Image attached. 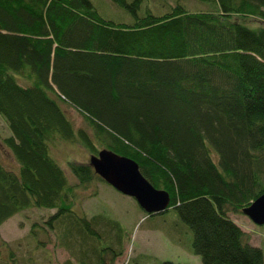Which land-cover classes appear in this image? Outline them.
Listing matches in <instances>:
<instances>
[{
    "label": "trees",
    "instance_id": "16d2710c",
    "mask_svg": "<svg viewBox=\"0 0 264 264\" xmlns=\"http://www.w3.org/2000/svg\"><path fill=\"white\" fill-rule=\"evenodd\" d=\"M193 1L207 7L0 0L2 144L13 159L0 156V227L29 208L55 209L33 224L37 244L54 230L78 264L115 263L121 223L74 209L80 190L105 180L90 162L70 160L67 172L53 154L78 143L90 156L108 148L134 159L168 191L162 213L189 226L203 264H264L230 216L264 194V26L248 25L264 20V0Z\"/></svg>",
    "mask_w": 264,
    "mask_h": 264
},
{
    "label": "rangeland",
    "instance_id": "374dc122",
    "mask_svg": "<svg viewBox=\"0 0 264 264\" xmlns=\"http://www.w3.org/2000/svg\"><path fill=\"white\" fill-rule=\"evenodd\" d=\"M187 1L191 8L207 7ZM249 22L248 25L253 28L264 26V20L258 17H250ZM20 80L23 82L22 78ZM64 108L77 126L86 125L75 109L66 104ZM8 134L6 123L0 116V156L4 162L12 164L13 159L2 144V138ZM53 154L67 172L70 171V160L90 162L91 157L78 143L67 142L54 146ZM76 203L74 209L88 219L103 214L121 223L123 254L114 264H203L201 256L192 251V230L179 219L173 209L150 216L135 198L101 180H96L87 190H80ZM54 212L55 209L29 208L3 224L0 227V264H65L67 261L78 264L66 248L58 245L56 231H42L38 234L44 242L42 246L31 236L33 224L45 226ZM230 216L249 233L250 242L264 251V224L257 225L244 213H230ZM106 233L112 236L114 228H107Z\"/></svg>",
    "mask_w": 264,
    "mask_h": 264
},
{
    "label": "water",
    "instance_id": "95a60500",
    "mask_svg": "<svg viewBox=\"0 0 264 264\" xmlns=\"http://www.w3.org/2000/svg\"><path fill=\"white\" fill-rule=\"evenodd\" d=\"M90 163L102 179L123 194L135 198L147 214L162 213L169 209L171 202L169 192L156 188L143 175L134 159L104 148L91 155ZM243 213L257 225H263L264 194L244 208Z\"/></svg>",
    "mask_w": 264,
    "mask_h": 264
},
{
    "label": "crops",
    "instance_id": "0c3cea01",
    "mask_svg": "<svg viewBox=\"0 0 264 264\" xmlns=\"http://www.w3.org/2000/svg\"><path fill=\"white\" fill-rule=\"evenodd\" d=\"M10 219H11V218H10ZM6 222H7V221H6ZM6 222H5V223H6ZM5 223H4V224H5Z\"/></svg>",
    "mask_w": 264,
    "mask_h": 264
}]
</instances>
